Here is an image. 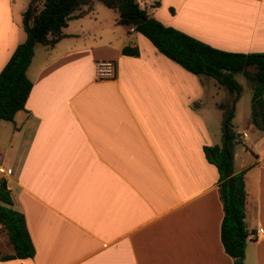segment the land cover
<instances>
[{
    "label": "crops",
    "instance_id": "crops-1",
    "mask_svg": "<svg viewBox=\"0 0 264 264\" xmlns=\"http://www.w3.org/2000/svg\"><path fill=\"white\" fill-rule=\"evenodd\" d=\"M153 1L152 16L214 47L264 51V0ZM27 4L0 0V70L26 38ZM117 17L95 0L53 45L34 47L25 106L0 119V162L12 168L0 180L35 251L0 264H234L220 236L218 171L203 151L223 142L231 101L209 97L224 85L187 70ZM126 45L139 53H123ZM99 58L115 60V76L95 77ZM249 111L237 120L234 106L231 120L246 229L264 227V130ZM11 252L0 223V255ZM242 263L264 264V238L246 240Z\"/></svg>",
    "mask_w": 264,
    "mask_h": 264
},
{
    "label": "trees",
    "instance_id": "trees-1",
    "mask_svg": "<svg viewBox=\"0 0 264 264\" xmlns=\"http://www.w3.org/2000/svg\"><path fill=\"white\" fill-rule=\"evenodd\" d=\"M118 12L117 21L133 25L134 29L147 37L167 57L196 74H207L234 92V100L241 91V84L234 72L243 71L252 80L251 120L264 130V51H231L214 47L183 30L165 24L150 14L147 0H98ZM95 0H29L22 12V24L26 38L19 42L0 70V119H13L18 109L25 106L32 82L26 69L37 43L53 45L63 35L67 22L80 17L93 8ZM159 0L150 5L156 6ZM126 54H138L137 46L126 45ZM253 65L250 74L247 67ZM234 103L227 107L222 122V144H204L206 159L218 171V185L222 199L223 216L220 236L224 251L239 264L244 256L246 226L244 222L246 191L244 169L233 170L232 129ZM0 223L6 231L13 252L0 255L1 259L24 258L34 255L23 213L12 207L9 189L0 180Z\"/></svg>",
    "mask_w": 264,
    "mask_h": 264
},
{
    "label": "rangeland",
    "instance_id": "rangeland-1",
    "mask_svg": "<svg viewBox=\"0 0 264 264\" xmlns=\"http://www.w3.org/2000/svg\"><path fill=\"white\" fill-rule=\"evenodd\" d=\"M18 3L20 2H26L28 3V0H16ZM255 67H250L248 70V73H252L254 71ZM234 78L241 84V91L238 94L237 98L234 100V95L232 94L231 97H229L230 91L226 89L225 86H222V91L216 95L214 98L209 97V101L211 100L212 102L221 100L223 104L225 103L226 99H230V105L234 103V106L236 108V119L240 120L243 119V116L245 115L246 117L248 116V112L250 110V101H251V96H252V80L243 72V71H236L234 72ZM225 92V94H224ZM223 93V94H222ZM234 93V92H233ZM228 97V98H227ZM212 104V103H211ZM222 103H219L221 106ZM250 112V111H249ZM242 115V116H241ZM2 122H7V120L2 119ZM3 140V135L0 136V141ZM244 141V140H243ZM237 145L244 144L240 140H237L236 143ZM234 146V145H233ZM238 159V158H237Z\"/></svg>",
    "mask_w": 264,
    "mask_h": 264
},
{
    "label": "built area",
    "instance_id": "built-area-1",
    "mask_svg": "<svg viewBox=\"0 0 264 264\" xmlns=\"http://www.w3.org/2000/svg\"><path fill=\"white\" fill-rule=\"evenodd\" d=\"M116 75V62L113 59L99 58L95 61V77L98 79L110 78ZM12 168L4 167L0 162V175L1 173L8 174ZM264 238V227L257 223L254 226L246 229V240H258Z\"/></svg>",
    "mask_w": 264,
    "mask_h": 264
},
{
    "label": "water",
    "instance_id": "water-1",
    "mask_svg": "<svg viewBox=\"0 0 264 264\" xmlns=\"http://www.w3.org/2000/svg\"><path fill=\"white\" fill-rule=\"evenodd\" d=\"M3 185L5 186L6 185V181L3 180ZM238 261H239V264H243L242 263V257H238Z\"/></svg>",
    "mask_w": 264,
    "mask_h": 264
}]
</instances>
